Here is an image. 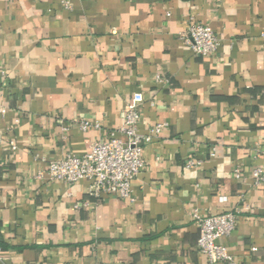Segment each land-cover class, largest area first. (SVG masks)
Segmentation results:
<instances>
[{
  "label": "crops",
  "instance_id": "1",
  "mask_svg": "<svg viewBox=\"0 0 264 264\" xmlns=\"http://www.w3.org/2000/svg\"><path fill=\"white\" fill-rule=\"evenodd\" d=\"M192 20L219 38L215 53L180 39ZM134 92L139 132L165 125L133 201L36 177L105 139ZM0 107V264H207L192 212L241 205L219 242L232 264H264V183L251 177L264 170V0H0Z\"/></svg>",
  "mask_w": 264,
  "mask_h": 264
},
{
  "label": "built area",
  "instance_id": "2",
  "mask_svg": "<svg viewBox=\"0 0 264 264\" xmlns=\"http://www.w3.org/2000/svg\"><path fill=\"white\" fill-rule=\"evenodd\" d=\"M65 6L69 7L67 2ZM179 37L195 55L213 54L220 45L219 38L209 25L194 20L188 23ZM143 102L142 93L134 92L125 103L122 123L109 131L105 139L91 142L89 150L84 154L69 153L48 162L46 169L37 172L36 177L39 179L46 177L48 180L64 184H73L85 179L89 183V197L101 199L104 196H114L121 200L133 201L131 184L144 167V145L157 138L165 125L159 122L150 126L145 133L139 132L138 123ZM4 112L5 109L0 107V114ZM78 126L82 131L100 128L98 122L87 120L79 122ZM2 140L3 136L0 134V142ZM7 142L11 149H16L17 144L13 138L9 137ZM209 155L214 156V152L211 151ZM257 155L264 157V147L259 149ZM200 165L201 161L193 157L187 158L185 162L186 169ZM233 173L236 178H240L239 168H235ZM251 177L253 186H260L264 183V170L261 167L254 168ZM84 204L87 205L88 202ZM247 208V205H241L214 215H202L197 210L192 212V219L199 228L196 247L206 256L207 264L233 263L227 247L219 240L234 231L238 216Z\"/></svg>",
  "mask_w": 264,
  "mask_h": 264
}]
</instances>
